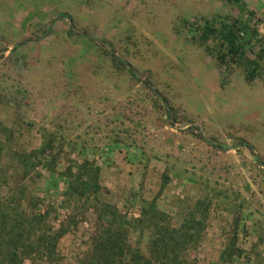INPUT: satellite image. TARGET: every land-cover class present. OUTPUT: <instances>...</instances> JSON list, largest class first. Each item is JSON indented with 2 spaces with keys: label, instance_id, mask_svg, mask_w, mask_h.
Listing matches in <instances>:
<instances>
[{
  "label": "rangeland",
  "instance_id": "1",
  "mask_svg": "<svg viewBox=\"0 0 264 264\" xmlns=\"http://www.w3.org/2000/svg\"><path fill=\"white\" fill-rule=\"evenodd\" d=\"M245 1L257 9V0ZM214 14L239 12L221 0H0V120L13 124L18 148L37 149L41 134L55 135L58 170L68 159L94 161L109 199L129 216L138 215L139 196L158 193L163 173L158 204L173 216L205 196L225 202L212 207L191 254L204 262L224 245L232 205L251 216L246 249L251 223L264 228V80L249 85L239 68L224 75L192 41L197 21ZM111 51L135 78L114 66ZM62 189L58 176H45L28 194L44 199V211ZM64 216L52 215V226ZM92 226L90 215L61 239V264H81Z\"/></svg>",
  "mask_w": 264,
  "mask_h": 264
},
{
  "label": "trees",
  "instance_id": "2",
  "mask_svg": "<svg viewBox=\"0 0 264 264\" xmlns=\"http://www.w3.org/2000/svg\"><path fill=\"white\" fill-rule=\"evenodd\" d=\"M221 1L237 6L241 18L215 14L201 18L192 41L213 58L224 75L239 68L249 85L264 80V37L250 28L255 15L259 21L264 18L256 9L248 8L245 0ZM245 14L251 17L244 20ZM187 24L190 28L191 23L184 20V26ZM240 32L246 33V42L240 38ZM248 51L253 52L252 58ZM109 54L114 66L136 77V72L119 55L113 51ZM227 81L223 77L221 82ZM169 110L172 118L177 119L178 110L172 106ZM14 124L18 126L20 121ZM23 125L33 126L28 122H22ZM17 136L13 124L0 120V264H61L64 257L59 251V242L65 235L77 231L79 224L90 215L92 232L81 264H264V255L258 252L264 245V228L260 230L252 222L254 238L250 248L241 243L251 218L243 214L242 203L229 208L230 232L225 235L217 259L200 261L191 254L198 253L212 207L226 205L225 202L215 203L216 198L205 196L187 211L173 216L158 204L168 182L167 173H163L158 193L150 200L139 196V213L136 217L129 216L109 199L101 183V168L94 161L68 159L65 168L59 171L63 150L55 135L41 134L42 144L32 150L18 148ZM54 175L63 187L61 199L43 211L44 199L28 194L29 185ZM60 211L65 216L54 228L50 217ZM133 235H136L135 242L131 240ZM144 238L145 250L141 248Z\"/></svg>",
  "mask_w": 264,
  "mask_h": 264
},
{
  "label": "flooded vegetation",
  "instance_id": "3",
  "mask_svg": "<svg viewBox=\"0 0 264 264\" xmlns=\"http://www.w3.org/2000/svg\"><path fill=\"white\" fill-rule=\"evenodd\" d=\"M226 4V3H225ZM231 5V4H230ZM235 6V5H234ZM236 8H237V10H238V12H239V15L237 16V17H234V18H241V12H240V10H239V8L237 7V6H235ZM222 16V15H221ZM224 16H226V15H224ZM249 17H251V15H248V14H245V16H244V20L246 19L247 20V18H249ZM184 20H186V19H184V18H181L180 19V22L183 24V26H184ZM260 19H259V17H257L256 15L251 19V22H250V28L252 29V30H256V32H257V34H259V36H263L264 37V19L262 20V21H259ZM186 21H188V20H186ZM185 27H189V25L187 24V26H185ZM251 34V33H250ZM240 38H242V40H244V42H246V40H247V36H246V33L245 32H240ZM216 69H218L217 67H216ZM219 70V69H218ZM220 72L222 71V70H219ZM223 73V72H222ZM167 111H170L169 110V107L167 108ZM261 165L264 167V163H261Z\"/></svg>",
  "mask_w": 264,
  "mask_h": 264
},
{
  "label": "water",
  "instance_id": "4",
  "mask_svg": "<svg viewBox=\"0 0 264 264\" xmlns=\"http://www.w3.org/2000/svg\"><path fill=\"white\" fill-rule=\"evenodd\" d=\"M248 1V0H247ZM251 2V1H250ZM252 3V2H251ZM258 6H256V10L259 12V14L264 18V0H257L256 2Z\"/></svg>",
  "mask_w": 264,
  "mask_h": 264
}]
</instances>
